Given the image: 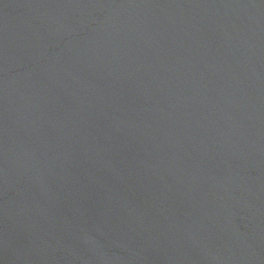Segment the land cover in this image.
Segmentation results:
<instances>
[{"label":"water","instance_id":"1","mask_svg":"<svg viewBox=\"0 0 264 264\" xmlns=\"http://www.w3.org/2000/svg\"><path fill=\"white\" fill-rule=\"evenodd\" d=\"M0 264H264V0H0Z\"/></svg>","mask_w":264,"mask_h":264}]
</instances>
